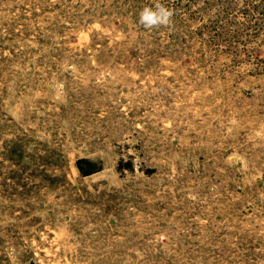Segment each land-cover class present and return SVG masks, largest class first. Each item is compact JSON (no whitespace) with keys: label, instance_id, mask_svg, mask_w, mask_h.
<instances>
[{"label":"rangeland","instance_id":"obj_1","mask_svg":"<svg viewBox=\"0 0 264 264\" xmlns=\"http://www.w3.org/2000/svg\"><path fill=\"white\" fill-rule=\"evenodd\" d=\"M0 264H264V0H0Z\"/></svg>","mask_w":264,"mask_h":264},{"label":"clouds","instance_id":"obj_2","mask_svg":"<svg viewBox=\"0 0 264 264\" xmlns=\"http://www.w3.org/2000/svg\"><path fill=\"white\" fill-rule=\"evenodd\" d=\"M174 12L171 8L164 4L153 6H145L139 13V23L145 29H151L161 25H169L171 23Z\"/></svg>","mask_w":264,"mask_h":264},{"label":"trees","instance_id":"obj_3","mask_svg":"<svg viewBox=\"0 0 264 264\" xmlns=\"http://www.w3.org/2000/svg\"><path fill=\"white\" fill-rule=\"evenodd\" d=\"M89 174H91V173L90 172L85 173V175H89Z\"/></svg>","mask_w":264,"mask_h":264}]
</instances>
